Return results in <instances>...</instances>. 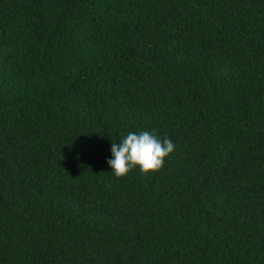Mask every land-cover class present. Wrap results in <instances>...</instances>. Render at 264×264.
Masks as SVG:
<instances>
[{"label":"trees","instance_id":"obj_1","mask_svg":"<svg viewBox=\"0 0 264 264\" xmlns=\"http://www.w3.org/2000/svg\"><path fill=\"white\" fill-rule=\"evenodd\" d=\"M0 264H264V0H0Z\"/></svg>","mask_w":264,"mask_h":264}]
</instances>
